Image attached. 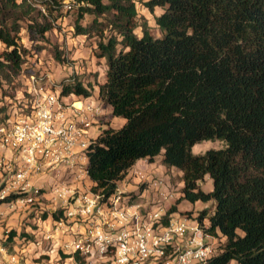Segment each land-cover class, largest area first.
<instances>
[{"label": "trees", "instance_id": "16d2710c", "mask_svg": "<svg viewBox=\"0 0 264 264\" xmlns=\"http://www.w3.org/2000/svg\"><path fill=\"white\" fill-rule=\"evenodd\" d=\"M137 3L162 10L155 17L162 37L138 24ZM42 5L66 8L63 0H0V89L26 75L21 20L29 18L32 42L52 29L33 16ZM73 7L76 34L95 37L96 57L106 61L99 100L125 121L102 130L86 149L92 191L110 197L138 161L161 156L184 183L168 215L183 201L214 202L213 213L197 220L207 218L208 233L225 241L205 264H264V0H73L67 9ZM86 15L93 16L89 25L82 23ZM60 85L62 97L94 93L77 78ZM11 106L7 97L0 103V123ZM203 141L224 147L193 154ZM206 176L211 191L201 187Z\"/></svg>", "mask_w": 264, "mask_h": 264}, {"label": "built area", "instance_id": "2783aa9c", "mask_svg": "<svg viewBox=\"0 0 264 264\" xmlns=\"http://www.w3.org/2000/svg\"><path fill=\"white\" fill-rule=\"evenodd\" d=\"M71 2L63 0L66 8ZM44 79L29 75L19 104L0 123V202L14 196L1 204L41 205L46 193L48 205H67L46 240L72 264H205L216 255L218 238L205 223L168 215L177 193L167 175L134 167L126 177L138 180V194L117 188L105 198L92 191L86 149L101 107L68 103L61 86L48 88ZM53 177L58 181L47 187ZM3 216L0 209V225ZM18 262L0 241V264Z\"/></svg>", "mask_w": 264, "mask_h": 264}, {"label": "rangeland", "instance_id": "374dc122", "mask_svg": "<svg viewBox=\"0 0 264 264\" xmlns=\"http://www.w3.org/2000/svg\"><path fill=\"white\" fill-rule=\"evenodd\" d=\"M66 3L69 0H64ZM41 13H33V16L39 22L52 23V29L46 33L45 39L42 41L32 42L28 38L27 27L29 18L25 17L21 20V44L28 49L25 65V74L18 76L11 85L3 84L0 89V103L8 101L17 105L20 101L21 92L28 87V76L35 75L36 77L44 76L42 85L48 88L56 89L61 83L68 81L70 78H77L85 85L91 84L94 88L93 96L90 98L77 97L75 95L65 96V101L81 102L93 101L100 105L102 113L97 119L96 127L93 130V136L97 137L102 130L106 128L118 129L123 125L121 118H116L112 115V109L102 103L98 97V84L103 83L106 73V61L96 57L97 46L96 38H86L83 35H77L75 32V21L78 15V9L68 10L63 8L60 10L46 9L43 5L36 6ZM45 8V10L43 9ZM138 24L141 26L146 23L150 33L155 38L162 37V32L156 24L155 17L162 14L161 9H156L151 13L142 3H137ZM52 12V14H51ZM93 20V16L86 15L82 21L83 25H89ZM139 36L143 35L142 27L136 29ZM57 55H60L58 58ZM5 113L0 112V120L4 118ZM224 147V143L220 141H203L192 147V152L195 155L204 154L209 149H219ZM161 165L162 157L158 156L153 160ZM147 164V161L144 163ZM145 170V166H141ZM159 175H167L170 182L176 189L177 199L180 197L182 188V178L176 170H167ZM203 190L211 191L213 189V181L209 176H206L201 182ZM134 194V193H133ZM177 199L175 204L177 205ZM172 205V206H174ZM188 205V204H186ZM171 206V207H172ZM60 205L51 209L35 210L19 220L18 224L9 225L5 228L2 240L7 247L9 253H14L19 256L18 264H72V261H65L61 256L59 248L54 242L46 240V236L50 231L52 214L59 211ZM64 210V209H63ZM214 211V203L207 202L196 213V218L202 212L209 214ZM193 211H183L182 216L193 217ZM15 231L16 237L10 239V233ZM26 233L27 237L22 236ZM221 244L220 240L216 241V247Z\"/></svg>", "mask_w": 264, "mask_h": 264}, {"label": "crops", "instance_id": "0c3cea01", "mask_svg": "<svg viewBox=\"0 0 264 264\" xmlns=\"http://www.w3.org/2000/svg\"><path fill=\"white\" fill-rule=\"evenodd\" d=\"M123 120V119H122ZM98 122V121H97ZM124 120H123V124H124ZM156 159V158H155ZM147 161V164H144ZM141 166H145V169L148 171H153L157 174H162L165 171H169V170H176L179 174V176L182 177V173L176 169V168H167L165 167L162 163L161 165H159L158 163H155L154 161H148V160H140L138 161L132 168L134 167H141ZM131 168V169H132ZM58 181V178H50L48 179L46 186L48 187L49 185H51L53 182ZM90 186H93V182L90 180ZM137 182L138 180L136 178L130 179L128 176L125 177L122 181L118 182V190L120 192L123 193H134V194H138L140 192V190L138 189L139 187L137 186ZM182 184L183 181H182ZM206 191V190H205ZM49 195L44 193L42 196V200H43V204L41 203V205H33V206H23V205H7V204H1L0 205V209L4 212V222L0 225V239L2 240L3 234H4V230L5 228H8L9 225H15L19 223V220L23 219V217L35 210L38 209H53L54 207L58 206V205H48V199ZM214 203V202H212ZM188 204V205H186ZM206 203H202V202H196L195 204H192L188 201H183L181 202L178 206V212L173 213V215L175 216H182V212L183 211H193V217L195 218L197 215V211L199 209L202 208L203 205H205ZM62 209L66 208L67 205H60ZM203 223H205V225L209 226V222L208 219H204ZM222 243L225 241L223 238H218ZM3 242V241H2ZM4 243V242H3ZM231 264H236L235 261H233Z\"/></svg>", "mask_w": 264, "mask_h": 264}, {"label": "bare ground", "instance_id": "6f19581e", "mask_svg": "<svg viewBox=\"0 0 264 264\" xmlns=\"http://www.w3.org/2000/svg\"><path fill=\"white\" fill-rule=\"evenodd\" d=\"M77 105L80 106V103L78 102Z\"/></svg>", "mask_w": 264, "mask_h": 264}]
</instances>
